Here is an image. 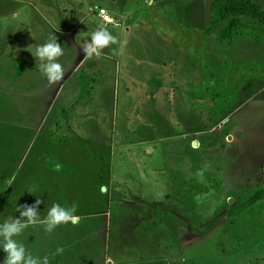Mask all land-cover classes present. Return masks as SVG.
Here are the masks:
<instances>
[{
	"label": "rangeland",
	"instance_id": "374dc122",
	"mask_svg": "<svg viewBox=\"0 0 264 264\" xmlns=\"http://www.w3.org/2000/svg\"><path fill=\"white\" fill-rule=\"evenodd\" d=\"M213 1L83 0L91 9L77 22L78 0H0V213L15 222L38 211L12 237L26 256L108 264L119 249L127 264H264V28L240 18L221 40L224 25L207 31ZM97 8L115 15L109 28L131 33L108 30L118 42L99 56L83 46L77 70L63 53L55 62L78 77L50 85L40 70L48 61L33 53L46 35L76 43L97 25ZM50 25L69 29L66 38ZM83 69L99 83L83 82ZM54 181L78 227L43 223ZM4 243L0 235V264Z\"/></svg>",
	"mask_w": 264,
	"mask_h": 264
},
{
	"label": "clouds",
	"instance_id": "9594fccd",
	"mask_svg": "<svg viewBox=\"0 0 264 264\" xmlns=\"http://www.w3.org/2000/svg\"><path fill=\"white\" fill-rule=\"evenodd\" d=\"M90 42L85 43L84 51L89 57L95 53L96 56L101 54V50L108 47L109 44H116L117 38L109 33L106 28H101L90 34ZM63 54L62 48L56 42V38H53L51 42L46 43L36 49L33 55L37 56L41 61H48L46 65L41 64L40 70L48 79L50 85L55 84L60 81L63 77V69L60 63L55 62L58 57ZM60 166H56V170L59 171ZM40 201L38 200L37 203ZM20 211V207L17 208ZM76 209L72 207L70 209H65L59 204H55L48 211V215L43 223L47 224L49 230L56 227L62 223H67L71 221L73 224L77 223V218L74 216ZM13 218H9L3 225H0L2 235L6 241L3 248L8 254L7 259H5L2 264H38L37 260H33L31 255H25V248L23 245H18L16 241L12 239L13 236L20 234L21 229L26 227L28 224H35L38 222V211L33 210V208H28L27 211L22 213V218L20 220L12 221ZM63 249H57V252H62ZM42 264H49L47 257L43 258Z\"/></svg>",
	"mask_w": 264,
	"mask_h": 264
},
{
	"label": "crops",
	"instance_id": "0c3cea01",
	"mask_svg": "<svg viewBox=\"0 0 264 264\" xmlns=\"http://www.w3.org/2000/svg\"><path fill=\"white\" fill-rule=\"evenodd\" d=\"M82 3H83V0H78V8L79 9H83L84 10V12H83V10H82V13H80V16L78 17V20H77V22H80V19H81V21L83 22L84 21V16L87 14V11H89V9H91V7H89V8H87V9H84L83 8V6H82ZM100 5V4H99ZM93 6H94V4H93ZM99 7H102V6H99ZM34 10H35V12H36V7H35V5H34ZM99 8H97V16H98V23H97V25H102L103 27H105V28H107V30H110V32L113 34V35H115V36H118V37H120V34H122V32H123V36H124V34H130L131 33V30H130V28H125V29H123V28H121V26H117V27H115V28H109V26L110 25H114V20H116L114 17H115V15L114 14H110L111 15V17L109 16V14H108V16L110 17V19L112 20V23H105L103 20H102V18L99 16ZM104 10V9H103ZM34 13V12H33ZM113 13V12H112ZM100 22V23H99ZM81 23H79V25H80ZM97 25H91V28L89 29V32H87V33H84L83 35H81L82 36V38L81 39H77V37H76V43H70V42H68V43H65V42H63V43H60L59 45L62 47V45H63V47L65 46L66 48V51L68 52V50L67 49H76V53H77V56H76V58L74 59L71 55L73 54H69V55H67V54H65V52H63L64 53V58L65 59H68L69 61H74L73 63H71V64H74V66H75V68H76V70L77 69H79L80 67H82V62L81 61H79V54H81V56L80 57H82V55H83V52H82V49H83V46L85 45V43H89L90 41H86L85 40V38H84V35H88V34H91L93 31H97V30H99V27L97 26ZM51 27V29H53L54 30V32H56V33H58V35H59V37H63V38H66V36L68 35V30L69 29H67V30H64V29H60L59 30V28H57V27H54V26H52V25H50ZM83 26L84 25H81L80 26V29H81V31L83 30ZM167 28V32H169V34H170V28L171 27H166ZM123 30V31H122ZM161 31H162V33H163V35H161V38H159V41H164V38H165V32H164V30H162V29H160ZM76 32H77V30H76ZM141 32H143V31H141ZM67 34V35H66ZM45 35H46V33H45ZM48 39H51V38H49L47 35L45 36V41H44V44L43 45H45L46 43H49V42H51V40H49L48 41ZM66 40V39H65ZM66 42H67V40H66ZM123 45H125V43L123 42ZM80 47H82V48H80ZM64 49V50H65ZM108 52H111V51H108ZM161 56L163 57L164 56V54L162 53L161 54ZM78 58V62L76 61V59ZM145 61H146V59H145ZM177 62V61H176ZM13 64H14V62H12ZM69 64H70V62H69ZM172 65H174L175 63H171ZM178 64V63H177ZM41 65V64H40ZM44 65V64H43ZM71 66V65H70ZM70 66H67V67H70ZM67 67H65V68H62L63 69V75H64V78L66 77V76H68V77H71V76H74V77H78L77 75H70V74H68V73H70L69 71H72V69H70V68H67ZM83 68V67H82ZM177 70V68H175L174 69V71H176ZM95 72H92V73H86V74H84V69L81 71V75H82V80H83V82H84V79L85 78H89L90 77V79H91V82H93L94 83V81H95V83L94 84H97L96 82H98L99 83V81H98V79H96L95 80V78H94V74ZM81 78H80V80H81ZM64 80V79H63ZM83 86V85H82ZM82 86H81V89H82ZM18 88H17V90L16 91H13V94H12V96L13 95H15V99H17L18 98V101H19V96H18ZM174 93V97H175V95H177L175 92L176 91H173ZM18 93V94H17ZM155 97H157V105H159L160 103H162L161 101H163L162 99H160V97L159 96H156L155 95ZM156 101V100H155ZM165 101V100H164ZM170 102V101H169ZM164 103V102H163ZM98 111H100V110H97V112ZM59 182H61V183H64L65 181L64 180H60ZM58 182V183H59ZM34 183H35V181H34ZM54 186H56V181H54L53 183L51 182V184H50V186H49V188L46 190V197L47 198H49V200H50V205L49 204H46V202L45 201H43L44 202V204H45V208L46 209H48L49 208V210L52 208V206L53 205H55V204H59L61 207H63V205L62 204H60V202H59V200L57 199V197L55 196V193L54 192H56L55 191V189H52ZM19 187H25V186H18V189H19ZM36 186L34 185V187L33 188H31L30 190L32 191V193H35L36 192V188H35ZM6 190V188H4V190L3 191H5ZM3 191H0V204L1 203H3L4 201H6V199H8L7 198V194H6V196H4L3 195ZM19 192H21L20 191V189H19ZM23 192V191H22ZM18 193V192H17ZM15 194V193H14ZM13 194V195H14ZM2 195V196H1ZM23 196H19V195H17L16 194V197H15V200H13V203L11 204V206H10V208H11V210H13L14 209V202L16 203V201L18 200V202H17V204L19 205V203H20V201H19V199H21ZM56 199V200H55ZM47 202H48V200H47ZM3 207V208H8L7 206H4V204H2V205H0V207ZM18 207H20V206H18ZM26 211V210H25ZM16 213V215H19V212L18 211H15ZM11 213H14V211H12ZM18 213V214H17ZM5 216H4V212H2V213H0V225H3L4 223H5V218H4ZM76 218H77V223H75V224H73L72 223V225H75L74 227H78L77 225L80 223V217H77V216H75ZM98 229L99 228H97V229H94L93 231L96 233V235H97V237H99V235H98ZM99 231H100V229H99ZM111 256H113V259L112 260H108V261H110L108 264H127V263H125V261H118V260H116V258L115 257H125V258H128V256L130 255H128L127 256V253H125V251L124 252H120V250L119 249H116V251L113 249V251H111ZM152 254H155V252H153ZM148 254H145V256H147ZM155 255H159V254H155ZM78 257H81V252H80V254L78 255ZM82 258V257H81ZM140 260V259H139ZM133 263V261L132 260H129L128 259V264H132ZM105 264H107L106 263V261H105Z\"/></svg>",
	"mask_w": 264,
	"mask_h": 264
},
{
	"label": "trees",
	"instance_id": "16d2710c",
	"mask_svg": "<svg viewBox=\"0 0 264 264\" xmlns=\"http://www.w3.org/2000/svg\"><path fill=\"white\" fill-rule=\"evenodd\" d=\"M209 13L207 31L213 33L224 25L219 34L223 41L233 39L240 27V18L254 20L264 28V9L254 0H215L209 6Z\"/></svg>",
	"mask_w": 264,
	"mask_h": 264
},
{
	"label": "built area",
	"instance_id": "2783aa9c",
	"mask_svg": "<svg viewBox=\"0 0 264 264\" xmlns=\"http://www.w3.org/2000/svg\"><path fill=\"white\" fill-rule=\"evenodd\" d=\"M99 16L102 18V20L105 23H112V20L110 19V17L108 16L107 12L103 9L99 10Z\"/></svg>",
	"mask_w": 264,
	"mask_h": 264
}]
</instances>
